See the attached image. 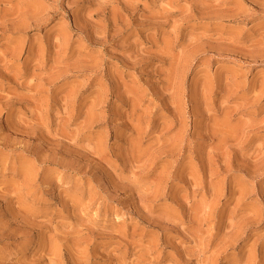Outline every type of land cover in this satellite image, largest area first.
Masks as SVG:
<instances>
[{
	"label": "rangeland",
	"instance_id": "rangeland-1",
	"mask_svg": "<svg viewBox=\"0 0 264 264\" xmlns=\"http://www.w3.org/2000/svg\"><path fill=\"white\" fill-rule=\"evenodd\" d=\"M0 264H264V0H0Z\"/></svg>",
	"mask_w": 264,
	"mask_h": 264
}]
</instances>
